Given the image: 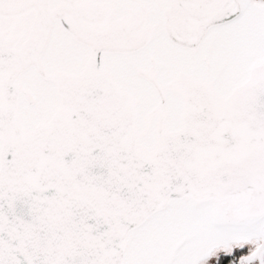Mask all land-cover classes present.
<instances>
[{"label": "snow or ice", "instance_id": "snow-or-ice-1", "mask_svg": "<svg viewBox=\"0 0 264 264\" xmlns=\"http://www.w3.org/2000/svg\"><path fill=\"white\" fill-rule=\"evenodd\" d=\"M0 264H264V0H0Z\"/></svg>", "mask_w": 264, "mask_h": 264}]
</instances>
